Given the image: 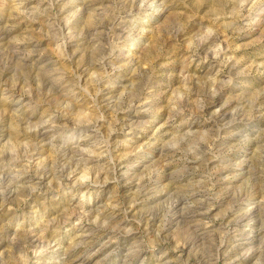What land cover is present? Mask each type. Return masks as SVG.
<instances>
[{
	"label": "rangeland",
	"instance_id": "1",
	"mask_svg": "<svg viewBox=\"0 0 264 264\" xmlns=\"http://www.w3.org/2000/svg\"><path fill=\"white\" fill-rule=\"evenodd\" d=\"M0 264H264V0H0Z\"/></svg>",
	"mask_w": 264,
	"mask_h": 264
}]
</instances>
